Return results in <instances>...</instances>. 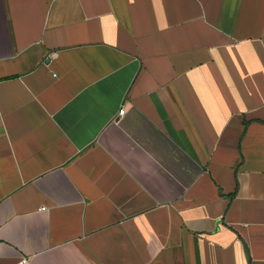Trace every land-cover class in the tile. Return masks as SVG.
Wrapping results in <instances>:
<instances>
[{
  "label": "crops",
  "instance_id": "1",
  "mask_svg": "<svg viewBox=\"0 0 264 264\" xmlns=\"http://www.w3.org/2000/svg\"><path fill=\"white\" fill-rule=\"evenodd\" d=\"M22 258L264 264V0H0V264Z\"/></svg>",
  "mask_w": 264,
  "mask_h": 264
},
{
  "label": "built area",
  "instance_id": "2",
  "mask_svg": "<svg viewBox=\"0 0 264 264\" xmlns=\"http://www.w3.org/2000/svg\"><path fill=\"white\" fill-rule=\"evenodd\" d=\"M124 115H125V110H124V109L120 110L119 113H118V117H119L118 121H119L120 118L123 117ZM27 263H28L27 258H24V259L22 258L21 261H20L18 264H27Z\"/></svg>",
  "mask_w": 264,
  "mask_h": 264
}]
</instances>
